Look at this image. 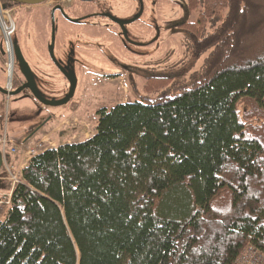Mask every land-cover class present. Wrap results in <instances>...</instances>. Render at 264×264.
I'll return each instance as SVG.
<instances>
[{"label": "trees", "instance_id": "obj_1", "mask_svg": "<svg viewBox=\"0 0 264 264\" xmlns=\"http://www.w3.org/2000/svg\"><path fill=\"white\" fill-rule=\"evenodd\" d=\"M187 3L193 57L212 48L203 71L177 94L103 108L90 138L33 156L0 205V264L264 256V0ZM148 80L156 91L172 78Z\"/></svg>", "mask_w": 264, "mask_h": 264}, {"label": "rangeland", "instance_id": "obj_2", "mask_svg": "<svg viewBox=\"0 0 264 264\" xmlns=\"http://www.w3.org/2000/svg\"><path fill=\"white\" fill-rule=\"evenodd\" d=\"M125 3L126 0H116L113 6L120 8L122 12ZM143 3L144 13L136 21L135 28H137L140 40L148 41L151 44L150 46L139 47L141 53L134 59L136 64L132 72L133 76L130 78L135 84L134 91L130 88L131 82H128L124 76L113 79L114 83L107 82L104 84L102 81L98 84L92 79L95 77V73L92 72L93 68H91L92 71L81 68V70L79 69L81 77L79 91L73 101H69V105L66 103L45 107L47 111H52V113L63 112V115L74 112L72 116L64 120L57 119L54 124H47L49 125L47 130L28 142H25L23 137L31 123L28 121L27 123H14L10 122L7 116L6 118L4 117L0 123V150H4V146H6L8 153L16 149V152L9 156L15 164L16 174L20 175L23 165L33 157V155H25L26 151L31 147H35L38 154L39 151L48 148H57L61 144L80 142L90 138L95 132V125L99 119L98 112L101 109H111L121 102L144 100V98L153 99L163 93L167 95L177 94L184 87L193 83L195 77L203 71L212 48L202 52L198 57H193L192 40L188 37L185 30L177 27L185 19H188L189 22H195L198 12L186 13L183 0H143ZM17 6H19L18 8L21 7V10L14 11V21L16 23L18 19L28 14L25 15V11L28 10L24 7V4H17L16 8ZM43 10L39 8V15ZM36 11H38L37 8H34L29 11V14H34ZM46 11L50 12L51 18V9ZM58 26V31L60 32L64 27L78 31L79 27L87 25L72 24L65 20H60ZM215 28L217 26L214 27L208 24L204 34L213 33ZM23 29L24 33L27 32L26 27H23ZM24 38L26 41H22L23 43L28 42L31 46L38 48L36 31H29ZM59 39L60 36H57V42ZM108 40L110 39L106 38V42ZM79 43H82V41ZM115 48H118L116 43L112 45V42H110L108 49L115 51ZM120 53L122 59L125 60L126 53L121 49ZM95 59L99 62H94L92 63L93 65L103 67L106 71L122 74L123 69L117 68L113 60L114 63L106 59L102 61L99 58ZM164 73L170 75L172 80H164L162 86L156 91H147L144 88L150 77L158 74L163 75ZM97 77L101 76L97 75ZM5 82L6 78L3 77L1 83L5 84ZM48 85H51L50 89L58 88V83L57 86H53L52 83H48ZM14 107L15 104L11 103V110H14ZM18 108L22 112L28 113L31 111L30 102H21ZM72 108L74 111H72ZM45 110H43L42 114L45 113ZM5 138L7 139L6 143H4ZM237 264H264V256L260 252L255 253L247 250Z\"/></svg>", "mask_w": 264, "mask_h": 264}, {"label": "flooded vegetation", "instance_id": "obj_3", "mask_svg": "<svg viewBox=\"0 0 264 264\" xmlns=\"http://www.w3.org/2000/svg\"><path fill=\"white\" fill-rule=\"evenodd\" d=\"M116 0H47L38 5L47 4L49 10L51 9V32H52V12L54 11L55 24L57 27L56 34L59 30V21L65 20L72 24L76 23L78 25H87L79 27L78 31L69 29L71 34H73L74 40L68 42V46L64 45L62 52L57 54L56 52V43L54 45V56L57 61L63 66H68L69 68L75 69L77 75V86L74 93V96L71 98L70 102L76 97L79 91V85L81 77H79V69L84 68L85 70H91L95 74L93 81L100 84V82H113V79L119 77H126L127 81L130 83V88L134 91L135 84L134 81H131L130 78L133 76L132 72L135 67L136 61H134L136 56L141 52L139 47L150 46V42L140 40L138 37L137 28H135L136 21L144 13V3L143 0H126L125 7L122 12L120 8H115L113 6ZM188 0H183V5L185 7L186 13L192 14L188 10ZM9 7L16 9V3L5 2ZM25 5V4H24ZM29 6V5H25ZM34 6V5H32ZM19 7V6H17ZM60 7V8H59ZM188 19L183 20L177 26L180 28ZM159 33V32H158ZM85 38V39H83ZM106 38H109L106 42ZM18 43L16 33L14 36V47L15 43ZM82 43H79L81 42ZM56 42V41H55ZM112 42V45L116 43L115 51L108 49V46ZM20 45L21 50L23 47ZM51 45V41L49 46ZM15 49V48H14ZM84 49V50H81ZM120 49L125 52V60L122 59ZM0 50L2 51V64L5 62V55L1 44L0 39ZM112 51V52H111ZM23 53V52H22ZM24 55V54H23ZM89 55V57H87ZM25 57V56H24ZM51 59V57H49ZM99 60H108L109 62L114 63L117 68L123 69L122 74L113 73L112 71H106L103 67H98L93 65L94 62H99ZM27 60V58L25 57ZM35 59V60H34ZM35 67L29 60H27L35 72L36 76L28 84V81L24 78L20 72L17 65V55L15 49V66L13 73V81L11 90L6 88L5 84L0 83V87L4 88L8 92H12L21 86L25 88L20 94L15 96H8L0 92V123L2 119L6 116L10 122H21L27 123L30 122L23 140L25 142L30 141L35 138L39 133V107L41 110H45L46 105L39 101V88L46 96L47 100L60 101L64 99L68 93V90H63L61 94L55 91H60L59 89H50L48 85L49 82H42L39 79V55L34 57ZM114 62H113V61ZM85 66V67H83ZM79 67V68H78ZM101 68V69H99ZM4 72V78L7 80L4 67L2 68ZM19 72V73H18ZM97 75L101 77H97ZM114 83V82H113ZM69 88V87H68ZM36 93V94H35ZM29 101L31 105V111L28 113L22 112L17 105L21 102ZM11 103L15 104L14 110H11ZM53 106V105H52ZM46 111V110H45ZM51 115H47L42 121V125L49 124L52 120Z\"/></svg>", "mask_w": 264, "mask_h": 264}, {"label": "crops", "instance_id": "obj_4", "mask_svg": "<svg viewBox=\"0 0 264 264\" xmlns=\"http://www.w3.org/2000/svg\"><path fill=\"white\" fill-rule=\"evenodd\" d=\"M48 5H29V6H24L28 11H25V15L23 18H20L17 20L16 24V37L18 40V43L22 45L23 47V54L29 60L32 64H34L35 67V62H34V57L36 55H39V77L40 81L42 82H49L52 83L53 86H57L58 83V88L60 91H55L54 93L58 92V94H61L63 90H68L69 88V82L64 75L58 70V68L53 64L52 60L49 58L50 57V51H49V44L51 41L52 37V32H51V18H50V12L46 11L49 9L47 7ZM23 7V6H22ZM34 8H37L38 11L36 13L29 14V11L33 10ZM39 8L43 10V12L39 15ZM21 10L20 8H16L15 11ZM23 27H26L27 32L24 33ZM30 32L36 31L37 33V41H38V48L36 46H31L28 44V42H22L26 41L24 36L27 35ZM73 34L70 33L67 27H64L58 31L56 34L55 38V43H56V52L57 54L62 52V48L64 45H67L69 41L74 40ZM57 36H60V39L57 42ZM30 41V39H29ZM20 46V45H19ZM68 46V45H67ZM28 47V48H27ZM34 59V60H33ZM4 65L2 64V51L0 50V83L4 77V72L3 68ZM85 67V66H83ZM36 69V67H35ZM37 70V69H36ZM49 71V72H48ZM77 76V75H76ZM80 77V75H79ZM2 84V83H1ZM70 102H68L69 105ZM21 103L18 104V107ZM72 111L73 108H72ZM43 110L39 107V133L41 134L45 130L48 129L49 125L45 124L42 125V121L45 119V117L48 115H51L53 118L51 120V124L56 123L57 119L64 120L74 114V112L67 113L66 115H63V112H54L52 111H45L44 114H42ZM10 139V138H9ZM5 143L7 142V139L5 138ZM11 141V140H10ZM28 162H26L22 169L26 166ZM0 187L2 189L6 188V183H1L0 182Z\"/></svg>", "mask_w": 264, "mask_h": 264}, {"label": "built area", "instance_id": "obj_5", "mask_svg": "<svg viewBox=\"0 0 264 264\" xmlns=\"http://www.w3.org/2000/svg\"><path fill=\"white\" fill-rule=\"evenodd\" d=\"M14 10L15 9L13 7H9L6 3L0 0V39L5 55L4 66L7 76L6 88L8 90H11L15 66L14 36L16 33V24L14 21ZM3 152H7L5 146ZM15 152L16 149H13L10 153L14 154ZM36 154L37 149L35 147H31L25 153L26 156H35ZM20 179L21 174H16L15 165L13 163L5 162L3 169H0V182H11V189L6 190L0 188V205L10 201L13 187L15 184L19 183ZM250 251L258 253L256 250L254 251L251 249Z\"/></svg>", "mask_w": 264, "mask_h": 264}, {"label": "water", "instance_id": "obj_6", "mask_svg": "<svg viewBox=\"0 0 264 264\" xmlns=\"http://www.w3.org/2000/svg\"><path fill=\"white\" fill-rule=\"evenodd\" d=\"M1 1L9 2V3H16V4H25V5H38L47 0H1ZM54 11L55 10H53L52 12V37H51V45L49 46L50 57H51L53 64L58 68V70L62 73V75H64V77L67 78L69 82V90L64 99L60 101H54V100H47L46 96L43 94V92L39 88V101L43 104L51 105V106L52 105L53 106L63 105V104L68 103L71 100V98L74 96L76 86H77V76L75 73V69L69 68L68 66L61 65V63L57 61L54 56V45H55L56 30H57V27L55 24ZM15 45H16L15 49H16V55H17V65H18L20 72L24 76V78L28 81V83L26 84L28 86L29 82L33 80V78H35L36 74L32 70L29 62L25 59L22 53V50L20 46L18 45L17 41ZM26 85L21 86L12 92H8L4 88L0 87V92L3 94H7L8 96H15V95L20 94L25 88H27ZM8 158H9V155L4 154L3 151L0 150V169L4 166L5 160H8Z\"/></svg>", "mask_w": 264, "mask_h": 264}]
</instances>
